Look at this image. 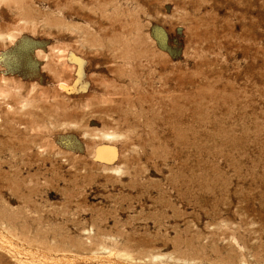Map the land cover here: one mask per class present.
<instances>
[{"label": "rangeland", "instance_id": "obj_1", "mask_svg": "<svg viewBox=\"0 0 264 264\" xmlns=\"http://www.w3.org/2000/svg\"><path fill=\"white\" fill-rule=\"evenodd\" d=\"M0 264H264V0H0Z\"/></svg>", "mask_w": 264, "mask_h": 264}, {"label": "water", "instance_id": "obj_2", "mask_svg": "<svg viewBox=\"0 0 264 264\" xmlns=\"http://www.w3.org/2000/svg\"><path fill=\"white\" fill-rule=\"evenodd\" d=\"M69 90H70V87H69ZM109 147V146H108ZM98 148H102L101 146L100 147H98ZM111 148V147H110ZM112 150V149H111ZM113 151V155L112 156H110V157H108V158H105V159H101L100 157L98 158V160H100V161H102V162H108V163H110V162H112V161H114L115 159H116V152L114 151V150H112Z\"/></svg>", "mask_w": 264, "mask_h": 264}]
</instances>
